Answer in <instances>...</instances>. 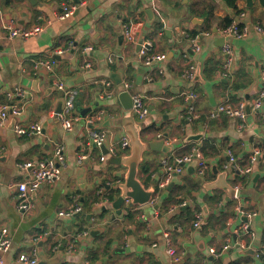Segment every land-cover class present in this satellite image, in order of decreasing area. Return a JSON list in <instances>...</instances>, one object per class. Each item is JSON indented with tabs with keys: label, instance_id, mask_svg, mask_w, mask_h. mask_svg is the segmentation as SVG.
<instances>
[{
	"label": "crops",
	"instance_id": "crops-1",
	"mask_svg": "<svg viewBox=\"0 0 264 264\" xmlns=\"http://www.w3.org/2000/svg\"><path fill=\"white\" fill-rule=\"evenodd\" d=\"M234 4L227 0H0V105L16 103L23 110L14 125L11 118L0 128V242L5 232L12 240L5 264H24L19 261L22 254H36L38 264H264L256 254L264 246V107L253 110L264 87V37L256 31L258 24L264 25V5L261 0L251 4L234 0ZM65 5L77 10L61 21ZM231 19L250 32L243 39H226L235 64L233 75L225 77L216 71L225 62L222 31ZM4 24L18 29L40 24L44 30L29 39H9ZM124 25L132 26L138 45L127 37L122 42ZM198 34L202 51L194 55L190 43ZM70 43L73 48L58 58L53 73L34 69V61L51 58L57 49L68 50ZM142 43L149 44L150 54L166 56L154 70L140 63ZM88 46L94 51L82 56L81 50ZM86 61L92 68L84 71ZM190 64L201 66L202 81L185 77ZM115 74L122 84H116ZM57 80L80 90L77 107L84 113H78L87 118L69 133L58 114L62 94L54 88ZM126 84H130L127 90ZM17 89L23 94L10 99L8 93ZM124 91L148 100L149 116L141 120L134 115L143 126V141L158 142V134H163L171 145L161 141L173 151L150 150L144 155L139 179L147 189L155 184L152 202L130 207L127 201L118 210V186L128 170L112 160L130 155L131 149H120L117 156L101 161L103 152L89 146L88 132L107 131V146L129 139L122 125L126 109L119 100ZM192 92L197 99L189 98ZM227 100L248 106L245 122L219 112ZM191 107L195 112L190 120ZM100 112L105 116L97 120ZM17 124H41L44 131L40 136H21L15 131ZM53 141L65 144L66 167L56 182L32 193L33 210L22 214L16 185L29 180L35 168L23 170L20 165L50 158ZM82 153L90 158L78 164ZM193 153L183 173L160 191L163 159ZM230 153L236 163L226 170ZM248 168L251 173L244 175L241 171ZM225 171L229 184L239 191V202L209 185ZM77 204L83 207L82 214L73 219L59 216ZM239 204L257 213L251 225L253 238L240 232ZM199 217L202 222L196 226ZM166 231L172 234L179 260L167 253ZM242 244L250 249L243 250ZM225 247L229 248L223 251Z\"/></svg>",
	"mask_w": 264,
	"mask_h": 264
},
{
	"label": "built area",
	"instance_id": "built-area-1",
	"mask_svg": "<svg viewBox=\"0 0 264 264\" xmlns=\"http://www.w3.org/2000/svg\"><path fill=\"white\" fill-rule=\"evenodd\" d=\"M180 1V0H179ZM77 10V6L65 5L63 7V12L59 16L61 21H65L71 18L75 11ZM3 33L8 34L9 39L14 38H31L39 35L44 27L40 24L34 26L31 29H18L13 28L7 24H4L2 27ZM256 31L264 37V25L258 24L256 26ZM124 36L127 37L128 41L132 44H139L138 38L135 35L134 29L130 25L123 26ZM249 28L241 26L239 21H233L232 24L223 29L222 33L225 38V44L222 46V53L225 57L224 62V70L223 75L225 77H230L233 75L235 58L233 48L230 43L227 42L228 38H236L243 39L249 35ZM201 34L196 35L191 39L190 50L192 54L197 55L202 51L201 44ZM206 36H209L206 34ZM73 48V44L70 43L69 49H57L53 56L47 60H38L34 61V69L39 70L43 69L49 73H53L58 64V58L63 56L66 52L70 51ZM94 51L92 46H88L81 50L82 56L89 57L90 54ZM149 44H141V49L139 51V60L140 63L150 70L155 69V64L163 62L166 60V56L163 54H150ZM110 62H114V57H110ZM92 68V64L90 61H86L82 69L84 71L90 70ZM197 66L195 64H190L187 71L185 72V77L188 80L194 81L196 79ZM262 81L264 82V71L261 74ZM54 88L62 94V112L60 114V122L63 130L67 133L74 130L76 124L80 123L84 119L77 112V100L80 95V90L74 87H68L65 82L61 80L54 81ZM108 87L110 84H106ZM126 90L130 88V84L125 85ZM126 92V91H125ZM23 94L22 89H17L15 91L9 92L8 97L13 99L16 96H21ZM191 100H195L198 98L197 94L192 92L189 95ZM147 98L145 96L136 95L133 96V114L139 119H145L150 114L149 105L147 102ZM264 107V87L261 89L260 97L255 102L253 110L255 112H259ZM247 108L245 103H241L237 106L230 103L228 100L222 103L219 106V112L228 116L229 118L238 119L242 122L247 120ZM190 113L188 115V119H194L193 113L195 112V107H191ZM23 115V110L16 103H8L0 105V128H4L8 125L11 118L19 119ZM105 116V112H100L97 116V120H102ZM15 131L18 135L21 136H40L43 134V127L41 124H32L27 127H23L22 125H16ZM89 138V146L93 149L94 146L102 150V148H106L108 154H102L101 161H105L108 156H117V153L120 149L128 150L131 146V142L127 137L122 138L119 141H113L110 146L106 145V141L109 138L108 132L104 130H89L88 132ZM158 139L163 140L166 144L171 145L167 136L163 134H158ZM53 155L50 158L43 159L39 161L37 164H33L31 162H27L25 164L20 165V168L23 170H30L35 165V173L29 178V180L20 182L16 185L18 191V198L20 200L19 211L22 214H30L33 210L32 204V193L37 192L45 185H52L56 182L61 175L63 174V170L66 167V155L65 149L66 146L63 142L53 141ZM194 153L197 154L198 157H201L198 150H194ZM190 154L183 157H168L164 158L162 161V165L164 168V177L159 183V190L164 191L168 186L171 185L174 178L178 175H181L184 171V166L192 162L195 157V154ZM264 158V154H262ZM90 158L89 153H82L78 156L77 162L78 164H83L85 161H88ZM256 156L252 159V163H255ZM230 163L225 166V169L228 170L231 167V164L236 163V158L234 155L230 153ZM241 171V170H240ZM252 169H244L241 172L246 175L251 173ZM201 176L204 175V172L201 171ZM238 190L236 189V194L234 199L239 202ZM187 204H181L179 207H185ZM174 210V209H173ZM171 210V211H173ZM237 212L239 218L242 219V227L241 234L251 235L249 237L253 238L254 234L251 231L252 220L255 216H257L256 212L248 211L242 205L237 206ZM83 213V207L80 204H77L71 207L68 210H63L59 213V216L65 218H75L78 215ZM201 217V216H200ZM199 217V219H200ZM202 220H198L196 226L201 224ZM164 237L167 244V253L172 257L174 261L179 260V254L177 249L173 245L172 234L169 231L164 233ZM12 246V240L8 237L7 232H5L4 239L0 242V264H5V255L10 251ZM157 246V245H155ZM229 247H225L223 251L227 250ZM243 250H249L250 247L244 244L241 245ZM256 254L259 258H264V246L256 251ZM20 262L24 264H38V259L36 254H22L19 259Z\"/></svg>",
	"mask_w": 264,
	"mask_h": 264
},
{
	"label": "water",
	"instance_id": "water-1",
	"mask_svg": "<svg viewBox=\"0 0 264 264\" xmlns=\"http://www.w3.org/2000/svg\"><path fill=\"white\" fill-rule=\"evenodd\" d=\"M248 2H252V0H247ZM122 42L125 40V36L120 38ZM225 44V40H223ZM223 44V45H224ZM141 49V46L138 47ZM116 80V84H122V80L118 78V74L114 76ZM196 81L203 80L202 77V69L201 66H198L196 72ZM39 81L36 82L38 84ZM119 100L123 103L124 108L126 109L125 117L122 121V125L126 128V133L131 141V153L130 155H125L123 157H118L112 160V164L115 166H123L127 168V174L124 178V183L118 186V189L121 191V196L115 202V208L121 210L122 206L127 202L130 201V207H137V206H147L149 205L153 197L156 193L154 185L149 189L145 188L144 184L139 179V171L141 168L145 167V157L144 155L152 151L163 152L164 154H170L173 151L172 146H166L163 141L153 142L151 144H146L142 139V130L143 126L139 124L134 116L132 109H133V95L128 92H123L119 96ZM250 109V107H249ZM62 112V104L58 108V114ZM17 122L16 119L13 120V125ZM193 139L189 137V140ZM94 146L93 149H95ZM103 154H108L106 148H102ZM33 168H35L33 166ZM217 173V172H216ZM217 180L209 184L210 186L214 185L217 188L223 189L227 192L228 196L231 200L234 199L236 194L235 186H232L228 182V172H223L219 174L217 173ZM204 176H202L203 178ZM250 252H246L248 254ZM39 264H50L49 261H42Z\"/></svg>",
	"mask_w": 264,
	"mask_h": 264
},
{
	"label": "trees",
	"instance_id": "trees-1",
	"mask_svg": "<svg viewBox=\"0 0 264 264\" xmlns=\"http://www.w3.org/2000/svg\"><path fill=\"white\" fill-rule=\"evenodd\" d=\"M227 2H228V4H230L232 7H235L234 0H227ZM261 2H262V4L264 5V0H261ZM231 23H232V19H231V20H228V23H227V25L225 26V28L228 27V26H230ZM216 72H217V73L221 72L222 75H223V72H225L224 67H219V68L217 69ZM205 77H207V78L210 77V72H209V71H206V72H205Z\"/></svg>",
	"mask_w": 264,
	"mask_h": 264
},
{
	"label": "rangeland",
	"instance_id": "rangeland-1",
	"mask_svg": "<svg viewBox=\"0 0 264 264\" xmlns=\"http://www.w3.org/2000/svg\"><path fill=\"white\" fill-rule=\"evenodd\" d=\"M76 112H77V113H78V112H81V114L83 115L84 110H83L82 107L78 106L77 109H76ZM78 114H80V113H78ZM81 114H80V115H81Z\"/></svg>",
	"mask_w": 264,
	"mask_h": 264
},
{
	"label": "bare ground",
	"instance_id": "bare-ground-1",
	"mask_svg": "<svg viewBox=\"0 0 264 264\" xmlns=\"http://www.w3.org/2000/svg\"><path fill=\"white\" fill-rule=\"evenodd\" d=\"M24 39H29V38H24ZM160 141H161V140H160ZM129 149H131V146H130V148H129ZM129 149H128V150H129ZM54 150H55V149H54ZM34 173H35V171H34Z\"/></svg>",
	"mask_w": 264,
	"mask_h": 264
}]
</instances>
